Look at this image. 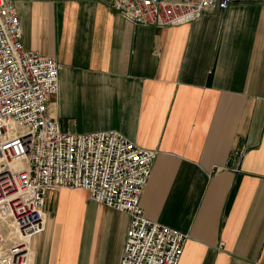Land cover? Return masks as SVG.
<instances>
[{
  "label": "crops",
  "instance_id": "obj_1",
  "mask_svg": "<svg viewBox=\"0 0 264 264\" xmlns=\"http://www.w3.org/2000/svg\"><path fill=\"white\" fill-rule=\"evenodd\" d=\"M27 49L57 58L48 114L115 129L159 154L145 216L188 234L179 264H264V0L176 26L112 0H15ZM31 264H119L130 215L84 189L51 191Z\"/></svg>",
  "mask_w": 264,
  "mask_h": 264
},
{
  "label": "built area",
  "instance_id": "obj_2",
  "mask_svg": "<svg viewBox=\"0 0 264 264\" xmlns=\"http://www.w3.org/2000/svg\"><path fill=\"white\" fill-rule=\"evenodd\" d=\"M236 0H112L135 24L176 26ZM60 61L27 49L15 0H0V264H31L51 191L84 189L130 215L119 264H179L188 234L145 216L141 197L159 151L115 129L63 130L48 114Z\"/></svg>",
  "mask_w": 264,
  "mask_h": 264
},
{
  "label": "bare ground",
  "instance_id": "obj_3",
  "mask_svg": "<svg viewBox=\"0 0 264 264\" xmlns=\"http://www.w3.org/2000/svg\"><path fill=\"white\" fill-rule=\"evenodd\" d=\"M63 189V188H62ZM67 189H71V188H67Z\"/></svg>",
  "mask_w": 264,
  "mask_h": 264
}]
</instances>
